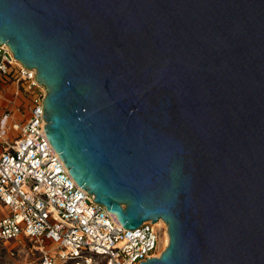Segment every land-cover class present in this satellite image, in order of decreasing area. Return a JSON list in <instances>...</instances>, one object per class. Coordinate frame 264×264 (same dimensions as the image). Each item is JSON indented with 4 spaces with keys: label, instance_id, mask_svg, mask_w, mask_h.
<instances>
[{
    "label": "water",
    "instance_id": "obj_1",
    "mask_svg": "<svg viewBox=\"0 0 264 264\" xmlns=\"http://www.w3.org/2000/svg\"><path fill=\"white\" fill-rule=\"evenodd\" d=\"M78 186L168 243L140 264H264V0H0Z\"/></svg>",
    "mask_w": 264,
    "mask_h": 264
},
{
    "label": "built area",
    "instance_id": "obj_2",
    "mask_svg": "<svg viewBox=\"0 0 264 264\" xmlns=\"http://www.w3.org/2000/svg\"><path fill=\"white\" fill-rule=\"evenodd\" d=\"M34 74L0 44V85H12L13 109H22L19 121L13 109L0 114L2 135L18 129L0 151V240L29 242L26 252L37 251L38 260L27 264H140L159 256L164 225L122 227L71 177L46 137V92Z\"/></svg>",
    "mask_w": 264,
    "mask_h": 264
},
{
    "label": "rangeland",
    "instance_id": "obj_3",
    "mask_svg": "<svg viewBox=\"0 0 264 264\" xmlns=\"http://www.w3.org/2000/svg\"><path fill=\"white\" fill-rule=\"evenodd\" d=\"M13 99L14 97L12 94V85L9 83H2L0 85V114L5 110L13 109V104H12ZM21 114H22V109L18 111L14 110V115H13L14 121L21 120L22 117ZM17 133H18V129L11 127L8 129L6 134L0 136V151L5 145L3 140L4 139L8 141L11 140L17 135ZM13 241L15 240H10L6 242L0 240V264H27V261L32 259L33 260L35 259L37 262L38 260L37 251H34L33 255L27 254L26 252L28 247H30L31 245L29 242L22 241V244L19 243V245H17V242H13ZM52 246L54 245L53 244L51 246L49 245V247ZM12 247H15L14 254H10V249Z\"/></svg>",
    "mask_w": 264,
    "mask_h": 264
},
{
    "label": "bare ground",
    "instance_id": "obj_4",
    "mask_svg": "<svg viewBox=\"0 0 264 264\" xmlns=\"http://www.w3.org/2000/svg\"><path fill=\"white\" fill-rule=\"evenodd\" d=\"M1 135H2V129H1V125H0V136ZM112 216H113V218H115L114 214H112ZM155 223L158 224V225H164L165 226L163 236L161 237V242H162L161 248L165 247L167 245V243H168V234H167V229H166L165 222L163 220L159 219Z\"/></svg>",
    "mask_w": 264,
    "mask_h": 264
},
{
    "label": "crops",
    "instance_id": "obj_5",
    "mask_svg": "<svg viewBox=\"0 0 264 264\" xmlns=\"http://www.w3.org/2000/svg\"><path fill=\"white\" fill-rule=\"evenodd\" d=\"M21 115H22V114H21ZM4 211H5V210H4L3 208L0 207V213H1V212L4 213ZM48 248H49V246H48Z\"/></svg>",
    "mask_w": 264,
    "mask_h": 264
}]
</instances>
